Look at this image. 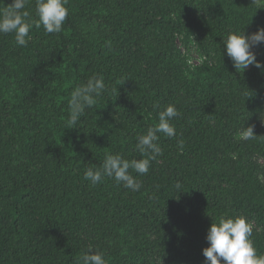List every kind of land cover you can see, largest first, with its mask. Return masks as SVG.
Listing matches in <instances>:
<instances>
[{
	"label": "trees",
	"instance_id": "trees-1",
	"mask_svg": "<svg viewBox=\"0 0 264 264\" xmlns=\"http://www.w3.org/2000/svg\"><path fill=\"white\" fill-rule=\"evenodd\" d=\"M11 0H0L7 6ZM60 33L33 26L19 46L0 34V264H78L91 247L108 264H205L212 222L245 217L264 254V73H237L230 31L264 28L252 0H67ZM36 20L35 0H26ZM198 55L188 66L177 42ZM264 63V45L253 49ZM104 89L75 125L69 101L89 77ZM123 82V83H122ZM169 104L176 136L130 173L133 192L89 168L107 154L140 159L137 137ZM257 136L241 138L242 127ZM183 140L179 147L178 140ZM180 182L179 191L175 188Z\"/></svg>",
	"mask_w": 264,
	"mask_h": 264
},
{
	"label": "clouds",
	"instance_id": "clouds-1",
	"mask_svg": "<svg viewBox=\"0 0 264 264\" xmlns=\"http://www.w3.org/2000/svg\"><path fill=\"white\" fill-rule=\"evenodd\" d=\"M66 4L67 0H35L36 20H30L29 12L22 11L25 9L26 0H11L9 5L0 6V34L12 33L17 45L27 46L26 37L29 36L33 26H42L49 34L60 33L68 17ZM222 44L237 73H243L249 66L264 73V63L257 60L253 51L255 47L264 45V28L258 27L255 32L248 34L244 31H230ZM104 87L103 77L98 75L89 77L85 83L76 87L70 96L68 125H75L78 122L85 108L94 104L95 98L100 96ZM178 115L175 105L169 104L158 113V123L137 137L135 150L139 151L143 158L128 160L120 154H107L102 167L87 169L84 179L90 181L92 185H97L105 177H110L126 189L139 191L142 183L129 170H133L138 175H144L149 171L151 161L163 154L162 148L157 143L159 139L157 134L162 133L169 138L175 137L176 130L170 121ZM256 137L252 126L242 127L243 140H252ZM183 143L182 139L177 141L181 148ZM175 188L177 191L180 190L179 181ZM252 231L251 223L243 216L220 217L216 222H212L205 237L208 246L202 249L205 264H264V254H258L251 240ZM78 264H108V262L103 252L88 247L81 253Z\"/></svg>",
	"mask_w": 264,
	"mask_h": 264
},
{
	"label": "rangeland",
	"instance_id": "rangeland-1",
	"mask_svg": "<svg viewBox=\"0 0 264 264\" xmlns=\"http://www.w3.org/2000/svg\"><path fill=\"white\" fill-rule=\"evenodd\" d=\"M256 3H259L264 6V0H254ZM177 46L180 49L181 57H184L188 66L198 65L199 64V57L195 51L191 49H184L182 43L180 41L177 42ZM262 123L264 124V111L262 115Z\"/></svg>",
	"mask_w": 264,
	"mask_h": 264
}]
</instances>
